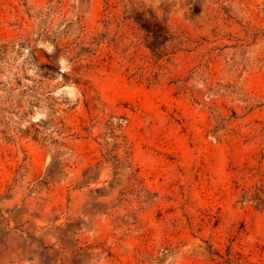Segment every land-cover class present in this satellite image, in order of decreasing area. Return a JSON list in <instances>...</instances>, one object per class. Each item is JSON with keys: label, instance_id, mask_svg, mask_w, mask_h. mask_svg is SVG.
Returning <instances> with one entry per match:
<instances>
[{"label": "rangeland", "instance_id": "obj_1", "mask_svg": "<svg viewBox=\"0 0 264 264\" xmlns=\"http://www.w3.org/2000/svg\"><path fill=\"white\" fill-rule=\"evenodd\" d=\"M0 264H264V0H0Z\"/></svg>", "mask_w": 264, "mask_h": 264}]
</instances>
